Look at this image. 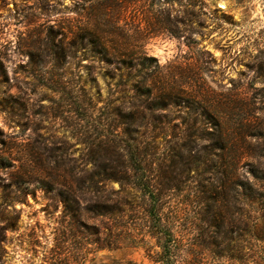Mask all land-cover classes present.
I'll use <instances>...</instances> for the list:
<instances>
[{
  "label": "rangeland",
  "instance_id": "rangeland-1",
  "mask_svg": "<svg viewBox=\"0 0 264 264\" xmlns=\"http://www.w3.org/2000/svg\"><path fill=\"white\" fill-rule=\"evenodd\" d=\"M262 169L264 0H0V264H264Z\"/></svg>",
  "mask_w": 264,
  "mask_h": 264
},
{
  "label": "trees",
  "instance_id": "trees-1",
  "mask_svg": "<svg viewBox=\"0 0 264 264\" xmlns=\"http://www.w3.org/2000/svg\"><path fill=\"white\" fill-rule=\"evenodd\" d=\"M148 90H149L148 92L151 93V90L150 89ZM193 99L195 98H192V100ZM169 100L172 101V98L170 97ZM193 102H196V103L195 104L191 103L189 108H192L195 111H199L200 115L209 116L210 112H212L211 109L207 105H205L206 103L197 102V101H193ZM160 109H163V108L161 107ZM216 116H217L216 114L215 116H212V122L214 124L213 129L216 132L217 137L221 139L220 141L229 139L228 145H230V150H231V161H232L231 167L233 170H236L239 166L240 160L246 154L245 149L238 147L237 144L233 142V140L225 132L226 131L225 126H224L225 122L222 121L221 119L219 120V118ZM233 130L234 132H238L239 128L236 127ZM252 173H253V177L257 181L264 183V169L260 171H254ZM141 188L144 190L145 194H147L149 198L151 199L153 203L152 207L157 208L158 199L156 198L158 197V194L157 192H155V188L151 184V181L148 180L147 186L143 185ZM233 200H236L235 197H233ZM232 215L233 213L231 214V216ZM242 215L244 214L242 213ZM152 218L154 221V227L157 228V230L159 231V234H161L163 237V243L161 245L162 251H161V256L158 262H160L161 264H179L177 260V253H176L177 252V241L176 239H174L172 232L167 227V225H163V219L161 216H158V214L157 215L153 214ZM215 220H216L215 221L216 225H214V228L218 230L217 232L220 233L219 235L223 236L224 240L229 239L228 236H229V233H231L229 228L234 226L235 220L233 221L228 220V218L223 216L221 213H219V216L217 215V217H215ZM244 228H245V231L249 235L253 234L254 237L258 241L264 242V212L260 213L258 217H254V218L251 217L248 213H246L245 218H244ZM103 242L104 240L102 241V244ZM60 264H67V263L62 262Z\"/></svg>",
  "mask_w": 264,
  "mask_h": 264
}]
</instances>
